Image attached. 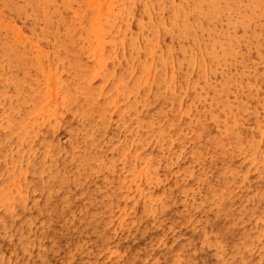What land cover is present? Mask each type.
I'll list each match as a JSON object with an SVG mask.
<instances>
[{
	"label": "rangeland",
	"instance_id": "1",
	"mask_svg": "<svg viewBox=\"0 0 264 264\" xmlns=\"http://www.w3.org/2000/svg\"><path fill=\"white\" fill-rule=\"evenodd\" d=\"M165 1L0 0V50L22 52L36 75L33 104L12 113L6 101L0 105V264H264V124L214 102L233 90L229 84L249 83L238 77L240 65L213 66L206 81L195 79L197 90L182 86L178 99L187 105L176 126L145 131L133 117L170 105L159 93L175 81L152 66L153 52L172 44L166 37L161 47L166 7L155 9ZM190 22L174 26L181 31ZM137 23L146 46L135 42ZM224 26L217 21V29ZM250 57H262L253 70L263 76L264 50ZM8 73L1 58L0 88L27 94L26 83ZM68 91L104 103L103 118L92 120L103 119L104 128L79 117L83 129L64 131ZM178 124L189 138L183 149ZM164 133L166 150L158 151ZM44 140L52 153L41 172L31 171Z\"/></svg>",
	"mask_w": 264,
	"mask_h": 264
},
{
	"label": "bare ground",
	"instance_id": "2",
	"mask_svg": "<svg viewBox=\"0 0 264 264\" xmlns=\"http://www.w3.org/2000/svg\"><path fill=\"white\" fill-rule=\"evenodd\" d=\"M161 7L156 8L155 10L159 11L166 7L164 8V11L166 12V22L168 24L167 30L164 29V26L161 28V47L167 45V42L165 41L166 37H169V42H172V44L166 47L165 52L162 50H156L153 52L154 62L152 63V66L155 70H159L157 77H165L166 79L175 82L168 90L169 92L159 93L160 97L168 98L165 100L166 102L170 100V105L167 108L158 106L155 108L153 113L145 114L144 116H139L136 112L134 113L133 117L140 121V128L145 129V131H153L160 127L165 128L166 125L169 124L176 126V114L178 110L187 105V101L178 99L181 87L186 86L190 87L188 90H197L199 85L195 79L206 81L207 78L211 76L213 66H219L221 70H224L225 67H234L238 64L240 65L238 77L240 78L242 76H246L250 79V81L249 83H246V85H241V83H235L233 85L229 84L230 88L233 89L231 92L226 90L221 91L214 101L216 103L217 110L221 111V104L229 110H235L236 118H242L246 123L253 124L254 126L264 124L263 82L262 85H260V80L261 77L262 79L264 78V73H261L263 76L260 77L256 75L253 70V64L257 63L254 59H262V57H255L254 59L250 57L252 52H258L262 49L264 50V0H186L185 8H180V6L173 0H166L161 3ZM145 10V8H142V12ZM183 18H189L191 22L187 23L181 31H178L174 24L182 21ZM220 20H222L225 24L224 28L221 30L216 28L217 21ZM262 25L263 29L260 28ZM143 28L144 26L141 23H137V26L135 27L134 39L136 43L139 44L141 42L143 46H146L148 38L143 35ZM237 29L241 32L238 37L235 36ZM193 37L198 38L192 41ZM197 41H199L200 44H196ZM195 44L199 45L198 48ZM127 45H129V43H127ZM130 47L135 48L136 50L141 49L136 48L131 43ZM240 49L243 50L240 51ZM15 50L17 49L15 48ZM131 50L132 49H127V52ZM174 51H176V53H173ZM179 52H182V54ZM201 54L204 55L205 60H202ZM26 57L22 54V52L17 53L10 50V48L9 51L4 49L0 50V59H4L5 66L9 70L7 75L18 80L21 79L26 83L28 90L27 94H24L21 90L16 91L15 94L12 92L6 94L7 90L0 88V93L4 96L3 99L0 100V105H4L6 101V103L11 107V113L18 105H24L25 103L27 105L29 101L32 102L31 104L34 103L33 98L35 94L32 95L31 86L34 87L36 84L34 81L36 79V75L33 77L29 75L30 72L27 69V65L30 63L27 64L25 59ZM259 65H264V62L260 61ZM262 72H264V70H262ZM34 77L35 79H33ZM33 91L35 92V90ZM36 93L38 92L36 91ZM223 95L227 97L224 98ZM65 98L67 99H65L67 104L66 109L64 110L67 112V118L63 124L64 131L68 132V130L83 129L85 125L83 122L78 120L79 117H82L86 121V126L91 124L90 128H104V124L102 122L103 119H99L100 122L95 120L92 122L93 118L99 116L102 117L101 109L104 106V103L100 102L98 105L95 98H89L83 93L78 97L74 91L66 92ZM146 98H148L151 102L149 97ZM196 106L199 105H193L188 102V108H194ZM62 107L63 106H61V108ZM5 108H8V106L5 105ZM211 115H216L214 107L211 111ZM162 118L164 119L163 124H161ZM214 119L215 118H212L210 121H213ZM133 121L138 124L137 120ZM223 123L225 122L222 121V124ZM187 126L188 123L184 126V128ZM109 129L111 130L112 127ZM176 129L182 130V125L178 124ZM233 129L236 130L238 127L235 126ZM181 130L176 131V137L180 139V141L182 140L180 144V147L182 148H179L183 149V143H185L189 138L186 129ZM7 136H10V134ZM16 138L19 137H15V139ZM21 138L22 137L19 138L20 141L22 140ZM137 138L138 136L136 137V140ZM5 139L6 137L4 140ZM168 140V134L164 133L161 138V145L159 146L158 151L166 150V148L161 147H164ZM191 140L192 143L197 142L194 138ZM47 141L48 140H44V146L40 150L39 155L31 158L29 162V168L31 171L41 172L44 168L46 158L51 155L52 150L48 152L46 149ZM16 144L15 148L18 147ZM144 144H146V141L134 142V146H142ZM199 144H201V142L196 145ZM27 147L30 146L27 145ZM31 150L29 152H31ZM174 150H176V148H174ZM25 152L28 157V151ZM214 157L216 156L213 154V158ZM213 160L214 166L217 168L218 172L220 174L223 173L225 169L222 171V166L217 164L215 159ZM15 161H17V159ZM13 164L15 163L13 162ZM79 166L80 164H77V167ZM12 167L14 166L12 165ZM89 200H91V198H89L88 201Z\"/></svg>",
	"mask_w": 264,
	"mask_h": 264
}]
</instances>
